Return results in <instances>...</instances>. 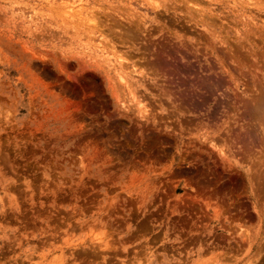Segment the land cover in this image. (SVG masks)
<instances>
[{
    "label": "rangeland",
    "instance_id": "1",
    "mask_svg": "<svg viewBox=\"0 0 264 264\" xmlns=\"http://www.w3.org/2000/svg\"><path fill=\"white\" fill-rule=\"evenodd\" d=\"M260 85L264 0H0V264H264Z\"/></svg>",
    "mask_w": 264,
    "mask_h": 264
},
{
    "label": "bare ground",
    "instance_id": "2",
    "mask_svg": "<svg viewBox=\"0 0 264 264\" xmlns=\"http://www.w3.org/2000/svg\"><path fill=\"white\" fill-rule=\"evenodd\" d=\"M253 43V42H252ZM258 56V55H257ZM254 58V57H253ZM256 58V57H255ZM257 60V59H256ZM253 67V66H252ZM261 86L262 87H264V85H260V88H261ZM261 89H263V88H261ZM263 92H264V89H263ZM264 96V95H263ZM262 98H264V97H262ZM261 101V100H260ZM261 104H262V102H261ZM263 104H264V100H263ZM262 106V105H261ZM261 115V114H260ZM210 116V115H209Z\"/></svg>",
    "mask_w": 264,
    "mask_h": 264
}]
</instances>
